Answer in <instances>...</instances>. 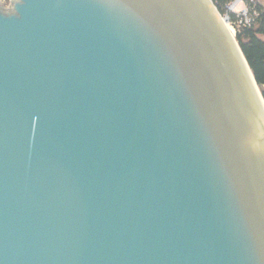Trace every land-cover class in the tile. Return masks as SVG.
Segmentation results:
<instances>
[{"label": "water", "instance_id": "1", "mask_svg": "<svg viewBox=\"0 0 264 264\" xmlns=\"http://www.w3.org/2000/svg\"><path fill=\"white\" fill-rule=\"evenodd\" d=\"M214 8L0 0V264H264V104Z\"/></svg>", "mask_w": 264, "mask_h": 264}, {"label": "trees", "instance_id": "2", "mask_svg": "<svg viewBox=\"0 0 264 264\" xmlns=\"http://www.w3.org/2000/svg\"><path fill=\"white\" fill-rule=\"evenodd\" d=\"M220 12H224V5L229 0H213ZM234 18V15H233ZM236 39L254 74L257 84L263 90L264 97V8H260V15L251 26H243L236 32Z\"/></svg>", "mask_w": 264, "mask_h": 264}, {"label": "built area", "instance_id": "3", "mask_svg": "<svg viewBox=\"0 0 264 264\" xmlns=\"http://www.w3.org/2000/svg\"><path fill=\"white\" fill-rule=\"evenodd\" d=\"M261 7L264 8V0H229L224 5V12H219L236 34L241 27L251 26L256 22Z\"/></svg>", "mask_w": 264, "mask_h": 264}, {"label": "bare ground", "instance_id": "4", "mask_svg": "<svg viewBox=\"0 0 264 264\" xmlns=\"http://www.w3.org/2000/svg\"><path fill=\"white\" fill-rule=\"evenodd\" d=\"M207 1L209 2V4L211 5V7H212V8L214 9V11H215V8H214V5H213L212 1H211V0H207ZM218 17H219V18L221 19V21L223 22L222 18H221L219 15H218ZM223 24H224L225 27L227 28V30H228V32H229V34H230L232 40L234 41V43H235V45H236V47H237L239 53L241 54V56H242V58H243V60H244V62H245V64H246V66H247V68H248V70H249V72H250V75H251V77H252V80H253V82H254V84H255V87H256L257 92H258V94H259V97H260V99H261V102L264 104L263 95H262V93L260 92L257 83L255 82V79H254V77H253V73H252V70H251L249 64L247 63V61H246V59H245V57H244L242 51L240 50V47H239L237 41L235 40V38L233 37V35L230 33V31H229V27H228L227 23H223Z\"/></svg>", "mask_w": 264, "mask_h": 264}, {"label": "rangeland", "instance_id": "5", "mask_svg": "<svg viewBox=\"0 0 264 264\" xmlns=\"http://www.w3.org/2000/svg\"><path fill=\"white\" fill-rule=\"evenodd\" d=\"M2 1H5V0H2ZM212 3H213V5L214 6H216L215 5V3L212 1ZM217 8V7H216ZM217 10H218V8H217ZM218 12H219V10H218ZM220 13V12H219ZM222 18V20H223V23H227V25H228V27H229V31H230V33L233 35V37L235 38L236 37V34H235V32L233 31V28L232 27H230V24L228 23V21H226L223 17H221ZM236 40V39H235ZM258 88H259V90H260V92L262 93L263 92V90H262V88L258 85ZM262 95H263V93H262Z\"/></svg>", "mask_w": 264, "mask_h": 264}, {"label": "flooded vegetation", "instance_id": "6", "mask_svg": "<svg viewBox=\"0 0 264 264\" xmlns=\"http://www.w3.org/2000/svg\"><path fill=\"white\" fill-rule=\"evenodd\" d=\"M7 2H8V0H7Z\"/></svg>", "mask_w": 264, "mask_h": 264}]
</instances>
